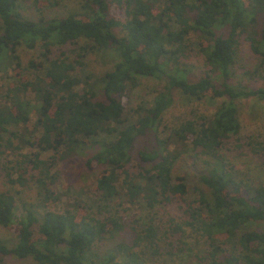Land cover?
Wrapping results in <instances>:
<instances>
[{"label":"trees","instance_id":"trees-1","mask_svg":"<svg viewBox=\"0 0 264 264\" xmlns=\"http://www.w3.org/2000/svg\"><path fill=\"white\" fill-rule=\"evenodd\" d=\"M18 1L0 0V72L14 66L42 74L0 87V155L19 157L9 181H33L40 198L19 203L10 191L0 192V225L15 229L17 240L9 245L0 238V264L10 256L36 264H161L165 252L174 254L167 231L153 218L127 215L134 207L152 212L176 201L184 202L185 225L203 245L192 254L194 264H264V181L237 179L224 152L241 130L235 100H264V87L247 90L230 82L243 38L264 68V0H81L79 10L62 17L43 10L60 0L35 1L37 19L24 16ZM23 45L39 46L45 60L24 66L18 52ZM65 45L68 52L50 57L53 47ZM97 51L116 59L113 69L95 78L75 74ZM189 51L207 66L194 81L182 69ZM140 77L164 83L129 122L126 109ZM176 90L211 103L226 100L212 117L162 126ZM35 112L37 134L28 129ZM246 143L264 156V141ZM31 147L37 150L24 152ZM49 151L63 159L81 155L79 166L90 171L101 167L97 209L78 197L62 201L52 188L57 157H42ZM191 151L202 170L197 197L187 201L189 179L175 168ZM107 239L117 243L101 260L97 247ZM182 243L180 251H193Z\"/></svg>","mask_w":264,"mask_h":264},{"label":"rangeland","instance_id":"rangeland-1","mask_svg":"<svg viewBox=\"0 0 264 264\" xmlns=\"http://www.w3.org/2000/svg\"><path fill=\"white\" fill-rule=\"evenodd\" d=\"M35 1L43 2L47 0H19L18 10L26 17L37 19L39 11ZM52 1V0H51ZM61 3L54 7H45L43 10L48 17H62L71 11H77L80 8L81 0H60ZM70 46L53 47V52L50 57L59 56L63 51H69ZM21 56V62L24 66H28L31 60H45L41 56V48H29L23 45L18 50ZM188 58L183 60L182 69L186 72V76L190 80H198L203 77L207 66L204 64V59L196 51H189ZM115 58H112L107 51H97L90 53L84 58V65L78 69L75 74L80 77L91 75L94 78L104 75L107 71L113 69ZM260 57L254 53L248 41L242 39L241 50L237 57V64L234 68L231 83L243 89H257L264 87V68H260ZM14 66L8 70L0 72V87L5 88L17 82L19 79L26 80L32 78L36 73H41L42 70L35 71L32 68L26 69L24 72L15 69ZM254 74L253 71L258 70ZM163 80L152 77H140L138 85L131 91V101L126 109V114L129 122L137 120L136 109L140 103L148 102L158 93ZM26 97L33 103H36V98L33 92H28ZM226 98H219L215 103H211L206 99H196L185 96L180 91H174V101L172 105L164 113L162 126L166 124L179 125L185 118H197L199 115L212 117L222 101ZM238 107V117L241 123V130L238 135L232 136L226 141L224 152L227 154L230 161L234 164L235 174L237 179H244L248 183H258L264 181V156L255 153L246 141L248 138H256L264 141V100L257 97H238L236 100ZM37 119L36 112L32 115V122L29 123L28 129L31 133L37 134L34 122ZM19 129V128H18ZM240 138V139H239ZM32 148V147H31ZM37 149L27 148L24 152L33 153ZM191 151L185 155L175 168L177 175H185L188 177V185L190 192L186 197L187 201H191L197 197L195 186L199 185V171L201 160ZM82 155V157H86ZM57 157V164L54 167V172L57 174V181L52 188L62 195V201L69 203L74 201V197H78L82 201L97 209L98 194L94 191V186L101 174V167L95 168L93 171L79 166L82 159L81 155H67L62 158L61 153L54 151L45 152L42 157L51 159ZM15 157L7 153L0 155V192L8 190L16 196L19 203L30 202L38 203L40 192L36 184L31 181L28 185L22 186L18 183L12 184L9 181V173H13L12 167L15 164ZM35 172L32 170L27 174ZM11 176V175H10ZM13 176V175H12ZM30 179V178H29ZM22 212L19 207L18 213ZM144 208L134 207L127 215L128 220H132L135 213L140 214L144 220L147 218L155 219L173 243L174 254L165 252L157 262L164 264H194L193 253H200L203 245L196 240L195 236L185 225L186 215L184 213V202L176 201L169 205H159L152 212ZM174 221V222H173ZM174 224H181L183 230L179 232L172 231ZM0 238L9 245L16 243V231L13 228H7L0 225ZM182 241L192 245L191 252L180 251L183 246ZM117 241L107 239L99 243L97 252L100 254L101 260L115 248ZM1 264H36L32 258L18 259L15 257H6Z\"/></svg>","mask_w":264,"mask_h":264}]
</instances>
